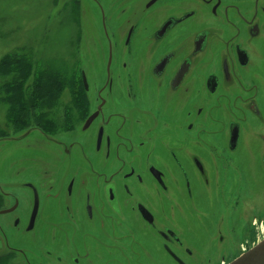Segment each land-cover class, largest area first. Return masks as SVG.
<instances>
[{
	"label": "flooded vegetation",
	"instance_id": "obj_1",
	"mask_svg": "<svg viewBox=\"0 0 264 264\" xmlns=\"http://www.w3.org/2000/svg\"><path fill=\"white\" fill-rule=\"evenodd\" d=\"M66 6L89 113L63 137H9H40L39 172L11 164L9 264H160L159 244L186 264L176 250L230 248L236 217L257 219L237 203L264 184V0H58L54 19ZM12 191L31 204L24 226Z\"/></svg>",
	"mask_w": 264,
	"mask_h": 264
},
{
	"label": "rangeland",
	"instance_id": "obj_2",
	"mask_svg": "<svg viewBox=\"0 0 264 264\" xmlns=\"http://www.w3.org/2000/svg\"><path fill=\"white\" fill-rule=\"evenodd\" d=\"M57 3L58 0H0V211L9 210L14 205V202L9 201V189L14 188V185L10 187L9 181L12 179V172L15 173L11 164L29 165L28 172L24 175L39 172L40 154L32 147L40 139L38 132L32 131L26 137L31 143L29 149L22 142L11 143L9 137L32 127L63 137L73 131L74 123L80 125L83 117L89 113V96L82 89L80 79V72L90 69L87 61L81 62V52L82 49L86 52V43L81 45L78 21L72 18L70 6H66L54 19L53 10ZM94 66L92 64L94 73H98ZM49 72L63 75L64 83L59 86L57 98H51L53 93L42 99L39 97V88L34 84L33 75ZM21 73L29 76L23 83V93L20 94V82L17 80ZM7 84L9 91L5 93ZM72 138L70 134V139ZM254 173L260 174L259 171ZM242 189L247 191V185L242 186ZM248 189L250 197L248 195L245 198L247 200L237 203V213H255L257 219H252L254 226L252 227V221L236 217L237 230L232 246L229 248L222 245L221 251H195L188 247L176 250L186 264H226L243 252V244L250 241L247 244L249 248L262 236L260 229L261 222L264 223V184H253ZM12 194L22 201L20 211L24 214V226L29 218L31 204L27 194L20 191H12ZM11 220L13 221V216L9 213L0 215V249L6 250L4 254L0 252V264H9L7 251ZM244 227L248 229L243 230ZM222 232L227 237L230 235L224 227ZM218 237L219 235H212L209 239L217 242ZM160 246L161 244L155 249L158 261L160 264H171L167 262L170 257L165 254L166 258L161 253ZM186 249L193 254H186Z\"/></svg>",
	"mask_w": 264,
	"mask_h": 264
},
{
	"label": "trees",
	"instance_id": "obj_3",
	"mask_svg": "<svg viewBox=\"0 0 264 264\" xmlns=\"http://www.w3.org/2000/svg\"><path fill=\"white\" fill-rule=\"evenodd\" d=\"M5 73V72H4ZM29 75L26 73H21L18 77L17 82H20V88H19V93H23L22 91V85L25 82L26 78ZM34 77V84L37 86V88H39V97L42 99H45L49 96H51V94H53V96H51V98H57L58 97V90H59V86H61L62 82H63V75L58 74V73H51L49 72L44 73V74H35L33 75ZM64 83V82H63ZM7 87L5 88V93H8L9 91V84L6 85ZM22 91V92H21ZM32 105V104H30ZM27 126V125H25ZM27 130V129H26ZM25 131V130H24ZM1 257V256H0Z\"/></svg>",
	"mask_w": 264,
	"mask_h": 264
},
{
	"label": "water",
	"instance_id": "obj_4",
	"mask_svg": "<svg viewBox=\"0 0 264 264\" xmlns=\"http://www.w3.org/2000/svg\"><path fill=\"white\" fill-rule=\"evenodd\" d=\"M82 80H83L84 88L86 90L87 85H86L85 75L83 72H82ZM234 142L236 143V138L234 139ZM35 198H36V204L33 209L32 220L35 218L37 212L38 202H37L36 193H35ZM9 211L11 210L0 211V215L9 213ZM229 264H264V239L261 242H259L255 247L249 249L246 253L240 254L238 257L233 259Z\"/></svg>",
	"mask_w": 264,
	"mask_h": 264
},
{
	"label": "bare ground",
	"instance_id": "obj_5",
	"mask_svg": "<svg viewBox=\"0 0 264 264\" xmlns=\"http://www.w3.org/2000/svg\"><path fill=\"white\" fill-rule=\"evenodd\" d=\"M260 232L262 233V236L260 238L257 239V241L255 242V244H252L251 247L247 248L246 244H243V252L242 253H246L249 249L255 247L259 242H261L264 239V225L261 226ZM241 253V254H242ZM231 261H229L227 264H229Z\"/></svg>",
	"mask_w": 264,
	"mask_h": 264
}]
</instances>
